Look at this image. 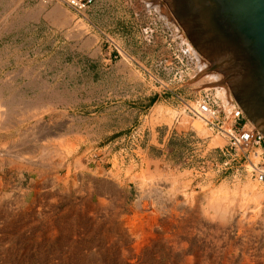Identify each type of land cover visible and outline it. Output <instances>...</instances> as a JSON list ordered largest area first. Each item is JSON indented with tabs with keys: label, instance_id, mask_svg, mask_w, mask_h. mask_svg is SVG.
<instances>
[{
	"label": "rangeland",
	"instance_id": "1",
	"mask_svg": "<svg viewBox=\"0 0 264 264\" xmlns=\"http://www.w3.org/2000/svg\"><path fill=\"white\" fill-rule=\"evenodd\" d=\"M153 2L96 0L78 18L0 0V264H264V203L243 194L264 185L183 115L204 88Z\"/></svg>",
	"mask_w": 264,
	"mask_h": 264
},
{
	"label": "water",
	"instance_id": "2",
	"mask_svg": "<svg viewBox=\"0 0 264 264\" xmlns=\"http://www.w3.org/2000/svg\"><path fill=\"white\" fill-rule=\"evenodd\" d=\"M264 135V0H164Z\"/></svg>",
	"mask_w": 264,
	"mask_h": 264
},
{
	"label": "built area",
	"instance_id": "3",
	"mask_svg": "<svg viewBox=\"0 0 264 264\" xmlns=\"http://www.w3.org/2000/svg\"><path fill=\"white\" fill-rule=\"evenodd\" d=\"M95 1L43 0L45 4L58 3L66 6L78 18H85ZM153 1L144 0L148 9L154 8L155 2ZM160 18L164 20L163 17ZM165 20L170 23L167 19ZM172 26L175 28L174 25ZM181 31L183 32V30ZM184 36L183 41L176 32L179 49L195 64L196 75L198 60L188 50L189 41L186 43L187 37L185 34ZM190 45L192 46L191 43ZM181 102L185 107L183 113L185 117L202 120L210 130L217 132L226 139V145L221 149V154L225 158L223 164L225 169L231 170L239 177L252 179L264 185V135L249 123L237 102L229 106L225 94H222L221 90L219 91L215 87L204 89L193 98L181 99Z\"/></svg>",
	"mask_w": 264,
	"mask_h": 264
},
{
	"label": "bare ground",
	"instance_id": "4",
	"mask_svg": "<svg viewBox=\"0 0 264 264\" xmlns=\"http://www.w3.org/2000/svg\"><path fill=\"white\" fill-rule=\"evenodd\" d=\"M156 2H157V4H158V6L160 7V12H161V14H162V16L163 17H165L166 19H168L173 25H176L177 26V29H178V31H179V35H181L183 38H185V36H184V34H183V32L181 31L182 29H181V27L179 26V24H178V22H177V20L175 19V17H174V15L172 14V12H171V10L169 9V7L166 5V3L165 2H158V0H155ZM188 42V40L186 41V43ZM188 44H189V47H188V50L193 54V55H195L196 56V58H197V60H198V75H197V78H196V81L193 83V85L194 86H197L199 89L200 88H204V89H207V87L209 88V87H215V88H217L219 91L221 90V93L223 94H225V97L227 98V100H228V102H229V106H232L233 104H235V102H236V100L234 99V97H233V95L231 94V91H230V89L228 88V85L226 84V77H225V74H222V73H220V72H218V71H216V70H212V64L209 62V61H207L201 54H200V52L196 49V48H194V47H192L191 45H190V42H188ZM1 93V92H0ZM12 101V100H11ZM10 101V102H11ZM15 101V100H14ZM16 103H17V101H16ZM32 103V102H31ZM21 104V103H20ZM31 105V104H30ZM35 105H37V103L35 104ZM35 105H32L31 106V109L33 110V108L35 107ZM10 106V105H9ZM36 107H38V106H36ZM43 107V106H42ZM28 108V107H27ZM11 109V108H10ZM22 109H25V108H22ZM17 111V110H16ZM34 111H35V108H34ZM7 112V111H6ZM5 112V113H6ZM18 112V111H17ZM16 112V113H17ZM23 112H24V110H23ZM28 112H30V111H28ZM37 112H39V109H37L35 112H33L32 113V116H38V114H37ZM4 113V112H3ZM8 113V112H7ZM19 113V112H18ZM27 113V112H26ZM25 113V115L26 116H30V114H26ZM31 113V112H30ZM10 114V113H9ZM5 115V114H4ZM7 115V114H6ZM2 116V115H1ZM15 116H16V114H15ZM23 117V116H22ZM3 118H5L6 119V116L5 117H3ZM14 118V117H13ZM26 117H23L22 119H25ZM11 119V118H10ZM31 119V118H30ZM0 120H1V117H0ZM200 120V119H199ZM7 121H9V120H7ZM14 121V120H13ZM12 121V122H13ZM17 121V120H16ZM19 121V120H18ZM202 121V120H201ZM1 123H0V129H6V128H8V125L7 124H5L4 122L2 123V120L0 121ZM21 122V121H20ZM203 122V121H202ZM14 123V122H13ZM12 123V124H13ZM249 123H251L250 121H249ZM14 124H17V123H14ZM252 124V123H251ZM253 125V124H252ZM37 126V125H36ZM254 126V125H253ZM28 130V129H27ZM30 130V129H29ZM2 132V131H1ZM25 132H27V131H25ZM33 131H31V133H32ZM23 133V132H22ZM30 133V132H29ZM27 136V135H26ZM29 136H31L30 134H29ZM28 136V137H29ZM21 137H25L24 136V134H22L21 135ZM27 137V138H28ZM32 138V137H31ZM25 139V138H24ZM48 139H49V137H48ZM50 140V139H49ZM30 141H32V139L30 140ZM38 141V140H37ZM55 141V140H54ZM61 141V140H60ZM18 142V141H17ZM28 142V141H27ZM49 142V141H48ZM48 142H47V144H48ZM52 142V141H51ZM62 142H63V140H62ZM35 143V142H34ZM50 143V142H49ZM58 143V142H57ZM4 144H6V141H5V143ZM37 144V143H36ZM67 144V143H66ZM66 144H65V146H66ZM14 145H17L16 144V142H15V144ZM23 145V144H22ZM29 145V144H28ZM56 145V144H55ZM59 145V144H58ZM63 145V144H62ZM0 146H2L1 144H0ZM33 146H35V145H32V147ZM44 146H45V144H44ZM47 146V145H46ZM45 146V147H46ZM61 146V145H60ZM9 147V146H8ZM21 147V146H20ZM36 147V146H35ZM41 147H43V146H41ZM1 148V147H0ZM16 148V147H15ZM37 148V147H36ZM35 148V149H36ZM47 148V147H46ZM49 148V147H48ZM63 148V147H62ZM61 148V149H62ZM12 149V148H11ZM34 149V148H33ZM42 149V148H41ZM41 149L39 150V151H41ZM45 149V148H44ZM54 149H55V147H54ZM64 149H65V147H64ZM67 151H68V153H69V151L72 149V147H70V148H68V145H67ZM3 150V149H2ZM8 150H10V149H8ZM16 150V149H15ZM43 150V149H42ZM49 150H51V149H49ZM7 151V150H6ZM13 151V150H12ZM45 151L46 150H43V151H41L40 153H44L45 154ZM48 151V150H47ZM56 151H57V149H56ZM64 151V150H63ZM36 152V151H35ZM48 152H50V151H48ZM52 152V151H51ZM61 152V151H60ZM8 153V152H7ZM32 153V152H31ZM47 153V152H46ZM57 153V152H56ZM59 153V152H58ZM4 154H6V153H4ZM9 154V153H8ZM23 154V153H22ZM22 154H20L19 156H20V158H22V159H26V157L25 156H23ZM27 154H29V153H27ZM63 155L62 153H59V155ZM12 155V154H11ZM52 155V154H51ZM55 155V154H54ZM53 155V156H54ZM10 156V155H9ZM38 157L40 156V154H38L37 155ZM42 157H43V154L41 155ZM28 157V156H27ZM37 157V158H38ZM55 157H56V155H55ZM11 158H12V156H11ZM16 158V157H15ZM31 158H33V157H31ZM36 158V159H37ZM60 158V157H59ZM41 159V158H40ZM43 159H44V157H43ZM42 159V161L44 162L45 161V159H46V156H45V159L43 160ZM33 161V159H30V161ZM47 160V159H46ZM56 160V159H55ZM63 160V159H62ZM58 161V160H57ZM38 162H40V161H38ZM17 163V162H16ZM51 163H53V162H50V164ZM39 164V163H38ZM42 164V163H41ZM57 163H55V164H53V166L54 165H56ZM45 166H46V164H44ZM42 166V165H41ZM50 166H52V164L50 165ZM52 166V167H53ZM47 167V166H46ZM49 167V166H48ZM152 174V173H151ZM166 175H169V174H166ZM151 177V176H150ZM153 177V176H152ZM157 178V177H156ZM148 179H150V178H148ZM155 179V178H154ZM167 179V178H166ZM111 182V181H110ZM173 184V183H172ZM250 183H248V185H249ZM257 184V183H256ZM104 185V184H103ZM245 185H247V183H245ZM174 186V185H173ZM221 186V185H220ZM220 186H219V188H220ZM224 185H222V187H223ZM240 186V185H239ZM253 186V185H252ZM221 187V188H222ZM236 187V186H235ZM243 187H244V185H243ZM246 187V186H245ZM250 187V186H249ZM218 188V189H219ZM237 188V187H236ZM236 188L234 189V190H236ZM254 187H252V189H250L249 188V191H247V192H245V193H243L244 194V197L246 196V197H250L253 201H255V202H257V203H264V191L263 190H259V191H256L255 189H253ZM259 188V187H258ZM110 189V188H109ZM228 189V188H227ZM226 189V190H227ZM240 189H242L241 187L239 188V190ZM108 190V189H107ZM106 190V191H107ZM225 189H224V191H226ZM241 191V190H240ZM243 191V190H242ZM234 192H236V191H234ZM213 193H219V192H213ZM222 193H224L223 192V189H222ZM227 193V192H226ZM242 194V195H243ZM223 194H221V196H222ZM225 197H224V199H226V195H224ZM213 197V196H212ZM216 199H217V197H216ZM219 200V199H218ZM221 200H223L222 199V197H221ZM227 200V199H226ZM217 201V200H216ZM209 202H212V201H209ZM214 202H215V200H214ZM230 202V201H229ZM221 203V202H220ZM224 203V202H223ZM219 204V203H218ZM149 205H151V212L150 213H152L153 211H154V206H153V204H152V202L149 204ZM211 205V204H210ZM209 205V206H210ZM229 205H230V203H229ZM228 205V206H229ZM242 205H243V203H242ZM221 206H223L222 204H221ZM227 206V205H226ZM138 208H140V210H141V212L143 213L144 211H146L147 209L145 208V205H140V204H138ZM148 208V207H147ZM213 209L214 210V212L213 213H215V211H216V213H218L217 211H220V209L221 208H219L218 206H212L211 205V207H210V209ZM224 208H225V206H224ZM228 208V207H227ZM150 209V208H149ZM206 209V208H205ZM205 209H203V210H205ZM211 209V210H212ZM209 210V209H208ZM147 212V211H146ZM207 211H205V213H206ZM234 211H233V209H232V212H230V213H233ZM220 216H219V218L216 216V218H218V220H220V221H222L223 219H225L226 220V218L227 217H229V214H228V212L227 211H224V210H221L220 211ZM191 215V214H190ZM211 216V215H210ZM214 216V217H215ZM213 217V218H214ZM230 217L232 218V215L230 214ZM229 217V218H230ZM216 218H214V219H216ZM222 218V219H221ZM208 219V218H207ZM214 219H212V220H214ZM74 220H75V218H74ZM231 220V219H230ZM75 222V221H74ZM224 222H226V221H224ZM77 225H78V223L77 224H75L74 225V223H73V229H76V227H77ZM56 226V225H55ZM58 226V225H57ZM167 227L168 226H170V225H166ZM166 227V228H167ZM56 228V227H55ZM53 229V228H52ZM168 231V230H167ZM138 244V243H137ZM133 247V246H132ZM131 247V248H132ZM130 249V248H129ZM215 256V255H214ZM201 257V256H200ZM193 258V257H192ZM210 260V259H209ZM204 261V260H203ZM217 263V262H216ZM214 264V263H213Z\"/></svg>",
	"mask_w": 264,
	"mask_h": 264
},
{
	"label": "crops",
	"instance_id": "5",
	"mask_svg": "<svg viewBox=\"0 0 264 264\" xmlns=\"http://www.w3.org/2000/svg\"><path fill=\"white\" fill-rule=\"evenodd\" d=\"M157 100H158V99H156V100L154 101V104H156Z\"/></svg>",
	"mask_w": 264,
	"mask_h": 264
}]
</instances>
